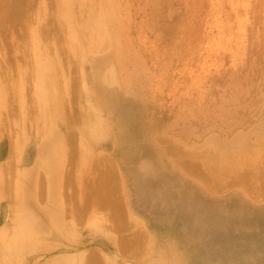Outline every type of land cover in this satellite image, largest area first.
Wrapping results in <instances>:
<instances>
[{"label": "bare ground", "instance_id": "6f19581e", "mask_svg": "<svg viewBox=\"0 0 264 264\" xmlns=\"http://www.w3.org/2000/svg\"><path fill=\"white\" fill-rule=\"evenodd\" d=\"M36 1H37L39 10L31 11V9H32L31 0H0V49L5 50V47L7 48L6 43L9 44L10 42H11V44L16 43L15 47H17L16 49H18L19 45H17V43L21 42L20 45L22 48L20 47L19 50L21 49L20 51H22V55L20 53L18 55L16 54V56H18V58L20 57L22 64L27 63L28 65L25 64L26 67L31 66L33 61L30 60V57H28V54L29 55L32 54V57H34L33 58L34 62L32 64L33 69L30 70L31 67L28 68V70L32 71V72H30L31 76L34 75V77H35V80H31L33 76L30 77L29 71H27V72L25 71V69H27V68L22 67L24 65H22V66L19 65V62H18L19 59L16 56H15V58L12 56L14 58V60L12 59V61H15V59H16V61L18 62L17 63L18 64L17 69H18V73L21 74L19 76H22L24 73H26L27 75H29V76L26 75V77H30L31 79L29 81H27L29 78L27 80H25L23 77V79L25 80V82H24V80L21 79L22 77L16 78L19 76H15L14 78H16V79L13 80V77H11V75H13V72L12 73L10 72L11 75L9 74V78L10 77L12 78V79L10 78V82L12 84L9 82L11 84V88H12L11 90H14V92H16L15 94L18 95V97L17 96H15V97L9 96V94H11L13 96V94H12L13 91L8 93L9 92L8 89H7L8 91L6 90V93H7L9 98L11 97L13 99V98L17 97L16 98L17 100L16 99H13V100L15 103L18 102L17 103L18 105L17 104L14 105V102H12V101H11L12 102L11 103L10 100H12V99L11 98L9 99L8 97H7V99H9V101H6V102H10L12 104V105H8V103H7V105L9 107L14 106L17 108H21V107H18L20 104L21 105L24 104V106L26 105V108L29 107V105L31 106L32 105L31 103L28 104V106H27L26 102H28V100H24L30 94L29 93L27 95L26 91L30 92L31 88L29 89V91L26 90L25 93H23L24 91H22V90H25L24 88H25L26 82H27V84L30 83L31 85H33L34 89L33 88L31 89L32 90L31 95H33V96H31V95L30 96L32 97V101L35 100L36 104H37V105H35V103H34L35 101H33V104H34L33 107L34 106L37 107L39 105L38 107H40V111H41V109L43 110L42 111L43 113L39 111L40 115L44 114L45 118L47 119V123L49 122L48 133H46L47 130L46 131L44 130L45 126L41 123L43 121H41V122L38 121L39 122L38 124L41 123L43 125V127H44L43 129L41 127L42 126L41 124L36 125V126L37 127L40 126V128L39 127L38 128L45 131V132L39 131L40 133L41 132L44 133V134L41 133L42 136L49 137V138H47L48 139L47 141H43L42 144L40 145V147L37 151V157L39 160H41L39 162V164L42 163V165H43V166L39 165V168L42 167L43 170L46 172V174H44V176H46L45 178H46V180L48 179L47 180L48 182L45 181V178L44 179L42 178L44 176L41 174L40 171H39L40 174H38V175L39 176L42 175V177H39V178H42V180H44L46 182V184L48 183V185H46L45 183L44 184L46 185V187L49 186V190L51 192V195H49V199L51 200V202L47 208H39L35 205V200H37V198L39 196H42L43 198L39 197L38 200L42 199L43 200L42 202H44L45 198L47 199V195H46L47 193L44 192L45 196H43V193H42L41 195L39 194L37 197V193L41 189L37 192L38 189L36 190V187L34 186V184H35L34 181H35L36 176H33V168L35 167L36 164L33 166L31 165L32 167H29V168L25 167L29 170L26 169L25 172H23V176H22L23 179L19 178L20 173L17 176L20 179V181L23 180L22 181L23 184L18 180H17V182L19 184L21 183L22 185L20 184V186H18V185H16L17 183L15 184L16 187L18 186V187H20L21 190H23V195L21 197V198H23L22 200L24 201V205L22 203L23 209L21 210L19 207L18 209H20V210L17 212L15 209L18 206L15 205L16 207L14 209L13 208L14 206L12 204L11 205L9 204L10 207H12L10 209H11L12 216L15 217V220L13 219L14 220V221H12L13 223L10 225V227L6 228L5 231L4 230L0 231V264H28L29 260H31L30 259L31 254H33L34 252L36 254L41 249H45L47 243L48 244L50 243V242H47L45 244V240L53 239L55 241L60 242L62 239H65L66 241L68 238L75 239L76 237H79L78 235L75 237V235L78 234L77 231H79L80 236H81V231L79 230L82 227L81 225H79L81 227H79L78 230L75 229L76 228V226H75V228L74 227L70 228L71 229L70 232H68L70 229L68 231H66L67 233H70V235H71L68 237H67V235H65L66 232L63 231L65 227L62 230L60 225H59L60 217L62 215L61 209H62V205H63V204H61V202H63V198H61V195H62L61 192L63 191V187L61 189L62 191H60L59 182L64 181V176H65L64 172L70 170V173H71L72 167L75 168V166H76L75 164H77L72 160L73 158L75 160L77 158H75V157L72 158V156H71L70 160H72L73 163H75V164L71 163L72 166L71 165L69 166V168L71 167V169H68V164L70 163V161L68 162L69 158L67 161L65 158H67L69 155L74 154V152L79 149V151H77V152H79L78 155L76 152H75L76 155H74L77 157L80 154V150H82L81 151L82 155L79 156L80 159H77V161L79 160V162L81 164H84V166L80 165V167H82L83 169L78 168L77 170H75L76 172L79 170L80 171V172L78 171L79 174L74 171V173L77 174L78 176L75 177L76 175L73 173H72V175H74V176H72L71 174H69L67 172H65V173H67V175L69 174L68 176L71 175L72 178L75 177L78 179V177L80 176L79 178H82L81 180H83L85 177L84 175L86 173H88V174H86L87 178L92 177V179H93V181H91L92 179L90 178L89 182L91 181L92 183H94L95 182L94 176H96V179L98 180L97 176H99L100 173L98 174V172H95L94 173L95 175H94V174L90 173L88 170L94 171L95 168L94 169H88V168H90L89 166L92 165L93 162H95L94 165L96 166L103 159V157H104V159L107 158L104 156L105 155L104 154L102 156V159H101V158H99L100 157L99 154L102 151H104L106 148H109V147H111L112 149L115 148L117 150L116 151V154H117L116 159H117V162L121 165L122 172L126 175H129L130 178L133 180L131 182V184H132L131 189L128 191L126 190L125 192L127 193V195H135V197L133 199H130L129 202L127 203V205H128L129 211H130V216L132 218H133V215L138 213L136 215L137 221L135 223L137 224L136 225L137 227L138 226L141 227V228L138 227L139 229H137V228L134 229V230L137 229L138 232H140V234L138 232L133 231L134 237L129 240V238H130V236H129L128 240L125 241V243H124L125 245L122 243V250L125 249L126 252L128 251L127 254L130 256L132 254V251H130L131 252L130 253L129 249H127V248L132 249L135 247L136 250L134 252L139 251V249L137 250L138 247L141 249L144 248V251H145V248H147L146 249L147 250L146 256H145V264H215L210 259V257L207 256V254H211L210 253L211 250L208 251V250H205L203 247L197 248V247L191 246L192 238H193V236H195L194 233H196L193 230V228L195 230L198 229L195 227L197 225L196 223H195L196 225L193 228L191 227V225H192L191 223L193 221L194 214L198 212V209H200V207H198V205H197V203H198L197 200L199 199V197L204 195V191H205L204 189L207 190V186L204 183L196 181L194 179L190 180L184 174V173H186V175L192 174L194 176V175L199 174V172H200L199 171V165H198V163H196V160H195L197 157V153L195 151V146L193 144L188 146L187 144L190 143L189 141H191V140H189L188 138H185V137H164L166 132H163V130H164L163 124L158 126L156 123H154L153 119H150V118L145 117L143 115V110L145 109V107L147 109L148 108L152 109V107L155 109V104H152L151 102H149V100L147 98V93H146V90H147V92L151 93L152 87L147 84L146 90L143 91L142 86L139 83V77H140V73L142 70V64L140 63V59L138 57H136L135 55H133L131 53V51L129 50V48H130L129 45L131 43L132 38H131V35H130L128 29L126 28V24L124 23V21L126 19L124 20V15L122 13V5L123 4L121 3V1L120 0H56L55 3L57 5V8H56L55 4H54L55 7H53V3H52V5H50V4L47 5L42 0H36ZM126 23H127V21H126ZM33 24H35V25H33ZM64 25H66L67 27H65ZM63 26H64V28H63ZM56 34H59L58 35L59 37H57L56 40L60 41V39H61L60 44L66 43L68 45V47H70V49H68V48L67 49L70 50V52L73 55H75L76 58L80 62L79 66H81V77H79V75H75V77H76V79H78V78L81 79V81L79 82L81 84H78V82H76V80H74V82H73V79H72V78H74V75H73L71 77L72 82L71 81L70 82L74 83L73 84L74 86L71 85V86H73V87H71V90L73 92H75V90L76 91L79 90V87H80V90L82 89V87H84V89L81 91L82 92L84 91V93L86 92V97H87V99H89V104H86V106H88L90 108V110H88V114L86 112H85L86 114L84 112H82L84 110L86 111V109L82 110L81 105H83V104L80 102H79L80 103L79 109H81V110L78 109V106H77L78 103H77V105L73 106V108L76 106L77 108L76 107L75 108L77 110H75V112L72 113V110H71L72 104L71 103H74V102L70 99V97L67 96L69 94V90H70V89H68V87L71 84V83H68L69 82L68 81L69 76H71L69 73L71 71H69V70L66 71V69H68L67 64H66V63H68V61L67 62H65L66 60L64 61V56L62 58L61 51H59L58 49H55L56 47H52L50 45L53 42L51 40L55 38ZM27 39H29V41H30V46H28L29 43L27 44V42H28ZM26 40H27V42L24 44V42ZM44 41L47 42V44H44ZM26 44L28 47H26ZM22 45L25 47L23 48ZM52 45L55 46V43H52ZM47 46L50 50H48V48H45ZM9 47H10V49L11 48L14 49V47L10 44H9L8 48ZM28 48H29V50H28ZM30 49H31L32 53L30 52ZM64 49H65V47H64ZM64 49H62V51ZM19 50H16V51L19 52ZM6 53L7 52H5L3 54V52H2L3 55H2V57L0 56L1 57L0 69L1 70L4 69V72L9 71V69H10L9 66L5 64L6 62H9V56ZM66 53H64V51L62 52V54H66ZM89 53L92 54V57L90 58V56H89V58H85V56H87V54L89 55ZM12 57L10 56V58H12ZM27 57L30 61L29 63H31L30 65L28 63ZM12 63H16V62H12ZM79 71H80V69L78 70V72ZM2 75H6V74L2 73L1 76ZM67 75H69V76H67ZM59 76H61L60 79L64 80V81L60 80L62 82L61 84L63 85V87L61 86V89L63 88L62 90L65 93L66 92L68 93V94H65V97L67 96L66 98H69V100H70V101L68 100L69 103H67V100H65V97L63 96L64 102L66 101L64 104L65 105H66V103L68 105L70 104L67 108V109L70 108L69 110H67L66 109L67 106L64 105L65 106L64 109L66 111H68V113L71 110V115L69 113V115L67 117H66L67 113H65L66 111L63 112L64 113L63 117H62V115H60V108H61L62 103H61V99H60L59 86H58V82H57V77H59ZM6 77H8V76L6 75ZM6 77L5 78L2 77V78L7 79L6 81H8V78H6ZM34 77H33V79H34ZM71 79H69V80H71ZM79 79H78V81H79ZM33 82H34V84H32ZM65 83H67V85ZM30 84L28 86H30ZM80 92H78V93H80ZM84 93L82 95H85ZM34 94H35V97H34ZM4 95H5L4 94V86L0 82V107L3 106ZM82 95H80V97L78 95V98L80 99V101L83 99L81 97ZM76 96H74V95L72 96L74 98L73 99L74 101L76 99ZM28 97H27V99L30 98V97L29 98ZM79 99H77V101ZM81 102H83V101H81ZM83 106H84V108H88V107H85V104ZM3 107L1 108V110L3 109ZM9 107H5L6 112L9 109ZM38 107H37V109H38ZM13 108L12 109L10 108L8 112L11 113ZM32 109L33 108H31V110ZM34 109H33V111H34ZM186 109L187 108H185V110ZM1 110H0V112L2 113ZM15 110H17V112ZM19 110H21V112H22L24 110L23 106L21 109L14 108L15 112L13 111V113L14 114L18 113L17 115L20 116ZM1 113H0V117H1ZM9 113H6V114L9 115ZM39 113H37V111H36V114H33V113L32 114H33V116L37 115L38 117H40V115H38ZM89 113L91 115H89ZM185 113H187V111H185ZM4 114L5 113H3L2 115L4 116ZM29 114L30 115L28 116V113L27 114L25 113V115H27L28 118L32 117L31 116L32 114L31 113H29ZM17 115H14L16 117H14L12 115L11 116L14 119H16V118H19V116H17ZM25 115L22 114L21 116L25 117ZM186 115H185V118L181 121V127L179 126V129L180 128L185 129L188 125L189 126L187 128H190L191 126H193L195 124V121H194L195 119H192L193 118V112L191 113V118L189 117L188 113ZM100 116H102L107 121L106 127H104L105 124H103V123H105V122H103V119ZM5 117H7V116L5 115ZM22 117H21V119H20L21 121H19L20 123L18 125H21V127H22L21 123L25 121L24 122L25 126H27V127L30 126L29 128H31V129L34 128V126H35L34 124H33L34 126H32V123H31V125H26V124H27V122L29 124L30 121L33 122L32 119H35L36 116H35V118L32 117L30 121H27V117H25L26 118L25 120ZM41 117L43 118V116H41ZM13 118L10 117V119L12 120L11 122L13 123V125L14 124L17 125V121H14ZM42 118H41V120L44 119V118L43 119ZM58 118H62L63 120H65V124L66 125L68 124V126L70 124H72V126L76 125V123H77L76 121L78 120V118H79V121H78L79 125H80L79 122H82V120H84V119L87 120L88 122L89 121L91 122V123L89 122V124L87 122L88 132H85V134L87 133L86 141H84L82 143V146L78 145V149H73L74 152H72V149H71L72 153H70L67 150L65 152V149H63V147L67 146L68 142L70 144V141H71V143H72V141L74 142V140H70L69 137H73V135H74L73 132L76 133V131L70 130L73 132H71L70 134L67 133V135H69V136L66 137L70 141H67L66 138H63V141L66 140L65 143L63 142L65 144V146L63 144H61L62 141L60 142V140L57 139V137H60V133H59V130L57 128L58 127V125H57L58 124ZM87 118L90 120H88ZM135 118H136V121L134 120ZM10 119L8 121V125L11 123ZM37 119H35V121H34L35 124L37 123L36 122ZM3 124L5 125V123H3ZM177 124H179V122ZM24 125H23V128H24ZM83 125H84V123H83ZM46 126L48 127V125H46ZM17 127L12 128L11 131H13V129L15 130V128H16L17 130L15 132H17L21 128L20 127L18 129ZM114 127H117L116 128L117 130H114V132H113L111 128H114ZM4 128L5 127H2V129L0 128L1 129L0 131L5 130ZM23 128L20 130L25 131V128L24 129ZM34 129H36V127ZM5 132L11 133L10 131L9 132L7 131V127H6ZM21 132H19V133L25 134L24 132H22V133ZM156 132H158L159 134ZM72 133H73V135H72ZM15 134L13 131V134L11 136H13ZM20 134L18 135V138H15V139H17V141H15V143L17 145H18V142L22 140V139H20ZM38 134L39 133L37 132V135ZM149 134H154L156 136L155 137L156 140H151L150 138H148L143 147H138L135 145V146H131V147L126 148V144H130L131 142H133L136 137L147 136ZM2 135H3V133H2ZM2 135H0V136H2ZM32 135H34V134L32 133ZM8 136H10V135L8 134ZM11 136H10V138H11ZM177 136H178V134H177ZM181 136H183V135H181ZM23 137H21V138H23ZM75 137L76 136H74L73 138H75ZM10 138H9V141H10L9 143H12L11 141H13L15 139L11 138V140H10ZM83 138H85V136ZM191 138H193V137H191ZM181 139H184L186 141L185 145L181 143V141H180ZM40 140L41 139H39V141ZM39 141H37V142H39ZM13 144H14V141L11 144V146H13ZM69 144H68V149L70 147ZM25 145H26V142L20 143L21 148H22V146L24 147ZM20 146H19V148H20ZM80 147H81V149H80ZM218 149L221 152V154L224 155V156H222V160H223L222 163H226V160L228 159L229 154H232L231 152H233V151L243 152L246 150V148L241 146L239 148L234 147V149H231V147H230V151H229V149L227 148L226 145H218ZM15 150H17V149L15 148ZM67 152H69V153H67ZM3 153H4V151H3ZM3 153L1 154V156L4 155ZM18 154H15L14 156L10 155V157L12 156V158L16 159V157L17 158L20 157ZM96 154H97V158L101 159L99 162H96V160H98V159H96ZM16 155H18V156H16ZM225 156L227 157V159ZM64 159L66 161V164L67 163L68 164H67V167L65 166L67 168V170H66V168H64L65 171L62 174L63 170H61V169H63L62 165H64ZM110 159H111V157H110ZM110 159L109 160L107 159L108 162L110 161V164L105 166V168L106 167L107 168L112 167L111 163H113L112 162L113 159H112V161ZM12 160H14V159H12ZM9 161L6 162V163H8V166L5 163L6 167L11 166L12 168H10V167H9L10 169L6 168L5 166H3L4 163L1 162L0 171L2 170L1 169L2 166L4 167L3 170L7 171L5 173H8L9 175H10L9 170H12L11 171L12 174L10 175V177H11L14 174L13 171H15V169H13V168H16V167H15V165H14V167L12 166L15 163V161H14V163H12V165H10ZM105 161H103V162L105 163ZM87 162H89V166L87 165ZM90 162H91V164H90ZM108 162L106 164H108ZM104 163L101 162V165L99 163L100 167L98 168L97 166H99V165H97L96 168L98 170L96 169L95 171H99L101 168V170L99 172H102L103 175L105 174L107 176V174L108 175L110 174V173L106 174L107 169H105L106 172L104 170L105 173H103V171H102V168L104 169V167H103ZM18 164L21 165V163H19V161H18ZM246 165H249V164L246 162L245 164H242L241 166H236L233 169H231L228 173V178H231L230 181L235 180L236 182L235 183L233 182V184H241V189H240L241 191L244 190V188H242V187H245L244 185H246L247 187H257V188L263 187V185H264V166L258 167V166H256L258 164H254L255 166H247L246 167ZM77 167H78V165L76 166V168ZM84 167L87 170L86 173L84 172V171H86L84 169ZM18 168L19 167H17V171H20L19 169L21 167L19 169ZM92 168H93V166H92ZM113 168L117 172V169L115 168V166ZM113 168L108 169V171H110V170L114 171ZM24 169L22 167L21 170H24ZM44 171H42V172H44ZM60 171H61V173H60ZM82 171L84 174H82L83 176L81 177ZM59 174H61L60 177H59ZM111 174H113V177L117 176V175H115L116 173L111 172ZM5 175L6 176L3 178H5V182H6V181H8L7 179H9V177L7 176V174H5ZM15 175H17V174H15ZM91 175H94V176H91ZM105 175H104V177H106ZM0 176H2V174ZM62 176H63V181H59L60 180L59 178H61ZM198 176L200 177V175H197L196 178ZM6 177H8V178H6ZM17 177H16V179H18ZM65 177H66L65 179L67 180L68 184L69 185L71 184V187L74 186V185H72L73 184L72 182H74L76 185H78L77 182L79 184L85 183L84 182L85 179L83 182L79 181V179L78 180L76 179L77 182H75L76 180L74 179L75 181L73 180L71 183H69V181H71L70 180L71 177H69V181H68L67 176H65ZM111 177L112 176H110L108 178L111 179ZM12 178H14V177L12 176L10 178V180H9L10 184L15 182V179H12ZM37 178H38V176H37ZM108 178H107V183H106V179L104 178L105 179L104 180V179H102V177L100 178V179H102L100 182L96 181L97 184H96V182H95V184H92V183L90 184L89 182H87V183H89L88 187H90L88 189H89V191H92V194H90L91 192L88 194L85 193L86 191H88V189H86L87 188L86 185H88L87 183L84 184L86 187L81 184L82 186L80 185L81 186L80 187L78 185L79 187L76 186L77 187V189H76V187L74 186L75 187V188H73L74 191L77 190L79 192V188H80L81 193H78L75 191V193L76 194L78 193V195H75L73 190H71L72 193H74V195H73L70 191H68L69 189L67 190L68 186H66L65 190L70 192L72 195L69 196L70 201L67 202L68 207L65 204H64L65 206L63 205L65 208V210L63 208V210L65 211V213H63V214L65 215V217L71 218L69 223H66V221H65V226H67V224H69L68 226L70 227V223L72 224V226L75 224L77 225V223H78L77 221H75L73 223V221L76 219L79 221L80 224L82 222H84V223L86 222L84 220H87L88 217H86L87 218L86 219L84 217L86 215V212H85V214L83 212L86 210L88 211L90 206H92V208L90 210L93 209L96 212L99 211V210L97 211L96 208H101V209L106 208V210H107L108 206H109L111 209L110 208L108 209L109 211H107V214H106L107 218H106V215L104 218V219H108L107 223L108 222L109 223L107 224L104 222L107 225H105L103 223L104 226H108V225L109 226L105 227L107 231L105 230L104 232L103 231L102 232H103L104 237L107 240V242H109L111 244V243H113L114 239L117 240L115 238L116 233H114V232H116L118 229L123 230V226L120 224L121 223L120 222V216H122L124 219L125 217L122 214H123V212H124V214H126L125 212L127 210H125L126 206H125V208H121L118 206L119 203L122 204V201L117 200L118 201V204H117L116 199L109 197L110 196L109 193H108L109 195H107L108 191H105V190L106 189L108 190L109 188L105 187V184L106 185L107 184H109V185L114 184V182L112 184H110V181H112V180H110L108 182ZM115 178L116 177H114L113 179L115 180ZM228 178H227L226 182L229 183ZM11 179H12V181L13 180L14 181L12 182ZM38 180H39V182L42 181L40 179H38ZM211 180L212 179H209L208 181L205 180V181H207L209 183V182H211ZM169 181H170V183H175L176 187H178V189L180 191V194H181L180 199L181 200H178V201L184 200L183 204H178V212L177 211L176 212H177L179 217H177L175 219L172 216V214H173L172 206H170V205L168 206L167 204L160 211V213L156 216H152V215L148 216L147 213H143V212H139V211L134 212V213L132 212L135 210L134 208L136 207V205L141 204L142 202L147 200L150 196H154L153 198L154 199L157 198L159 203L162 204L164 202V195L166 193V189L168 188L167 185H169L168 184ZM8 183L9 182H7V184ZM41 183L42 182H40V184ZM64 183H66V181H64ZM7 184L5 183L6 186H7ZM44 184H41V185H44ZM60 184H61V186H63V183H60ZM66 184H64V186ZM11 185L12 186H10V185L7 186L9 188H7L6 186H3V190H5L7 188L8 190H6V191L9 192V190L11 189L10 187H13V184H11ZM38 185L39 184H37V186ZM208 185L211 186L212 184L209 183ZM92 186H94V187H92ZM113 186H112V189H113ZM71 187L69 186L70 189H72ZM37 188H40V186ZM114 188H118V186L114 187ZM13 189H11V190H13ZM18 189L16 190L17 192L15 191L16 193L13 191L10 192V193H12V195H13V193L16 195V197H15V195L13 196V200L16 199L17 197L21 196V195L18 196V193H20L19 192L20 190L18 191ZM174 189H173V191H174ZM120 190H121V188H120ZM112 191H114V189ZM118 191H115L116 192L114 194L115 196H117L116 194L119 193ZM122 191H124L123 188H122ZM68 192H66V193H68ZM68 194H66V195H68ZM79 194H81V198L79 199V201H81L80 203L78 202V198L80 197ZM7 195H4V196H7ZM222 195L223 196L221 198L220 197L213 198V196H211L207 200L208 203H206V204L208 206L207 210L209 212L208 213L209 217L210 216L212 217L213 214L211 215L210 211L214 212L216 209L215 207H221V206H226V205L230 207L229 211L231 212V214H235V215L243 216V217L254 214L259 218L264 217V210L255 209V207H254L256 205H259V203L255 204L256 202L254 200H252L250 197H248L247 195L242 194L239 191L228 192V193H225ZM224 196H226V197H224ZM66 197H68V196H66ZM89 197H92V198H89ZM121 197H123V199L126 198L123 195ZM6 198H7L6 200H8V199L11 200V197L8 198V196H7ZM75 198H77L76 200L79 204L76 203ZM61 199H62V201H61ZM0 200H1V197H0ZM13 200H11V202ZM72 200L75 201V203L72 202ZM18 202H20V200ZM186 202L191 207V209L190 208L187 209L188 205H185V204H187ZM39 203H40V200H39ZM43 204L44 203H42V206H43ZM123 204L126 205L125 202H123ZM145 204H146V202H145ZM253 204H255V205L253 206ZM0 206L2 207L1 203H0ZM118 207L120 208V210ZM154 207H156V206H154ZM5 209H6V206L4 207V210H3L4 214H3V212H2V214H3V216L7 217V214H6L7 209L6 210ZM101 209H100V211H102ZM117 210L119 211V214H120V211L123 210V211H121L122 214L119 215V218L117 217L118 216ZM154 210H155V208H154ZM15 211H16V213H15L16 216L13 215V213ZM103 212H105V211H103ZM17 213H19V214H17ZM89 214H87V215H89ZM94 214H95V216L93 215V213H91L89 217L91 219H93L92 217L94 216V218H95L96 213H94ZM98 214H100V213H98ZM102 214H104V213H102ZM177 214H175V215H177ZM91 215H93V216L91 217ZM1 216L2 215L0 213V217ZM103 216L104 215H102V217ZM79 217H81V219ZM82 217H83V219L84 218L85 219L83 220ZM90 218H89V220H90ZM95 219H97V221L94 219H93V221L98 222V223H100V225H102L101 221H98V218H95ZM99 219H101V216H99ZM66 220L68 221L69 219L66 218ZM101 220H103V218ZM93 221L92 220L89 221L90 225H91V223L92 224L95 223ZM103 221H105V220H103ZM98 223H95V227H96L97 232L100 233V231L102 229H104V226L101 227ZM129 223H131V222H129ZM87 225H88V222H87ZM83 226H85V224ZM93 226L91 225V229ZM257 226L260 227L258 224H257ZM95 227H93V229H95ZM77 228H78V226H77ZM83 228L84 227H82V231H83ZM93 229L91 231H93ZM126 229H127V226H126ZM96 230H94L93 232H96ZM121 230H118V231L120 232ZM260 230H261V232L258 233V236L264 237V227H262V228L260 227ZM111 231H113V233ZM141 231L143 232V234L141 233ZM64 232H65V234H64ZM97 232H96V234H97ZM122 232L123 231H121V233ZM118 235H119V233L117 234V237L119 240L121 235L120 236H118ZM129 235L132 236V234H129ZM89 236H90L89 234H88V236L85 235V237L82 235L81 238H79V239L76 238L73 241L68 239L69 241H72V242H71L70 246H69V244L62 245V249H60V250H64V251L62 252V255L60 253V255H61L60 257L57 256L59 259L57 264H98V262H99V261H97L98 255L97 256L94 255V251H95L94 248H91L89 250L87 249L88 251L85 250L86 253L84 252V250H80V248H82L86 245H91L93 243L94 244L95 243L101 244L104 242L106 243V241L103 239L102 240L92 239ZM127 236H128V233H127ZM127 236H126V238H127ZM140 237H141V239H144V240H142L143 242L141 241L142 244H144V242L146 241L147 245L141 246L139 244ZM74 241H76V242H74ZM119 244L120 243H117V246H121V244L120 245ZM50 245H47V248H49L48 246H50ZM136 245H138V246L136 247ZM59 246H61V244ZM98 248L99 247H97L96 250ZM49 249H51V252H52L53 251L52 249H54V248L51 245V247ZM73 250H74V252H71ZM98 250H101V249L99 248ZM98 250H97V252H98ZM101 251H99V253ZM125 251L124 252L121 251V252L124 254ZM44 252H47V251L45 250ZM69 252H71V253H69ZM102 252H101V254H102ZM140 252H142V251H139V253ZM119 253H120V251H119ZM44 254H46V253H44ZM128 255L126 257H128ZM141 255H142V253H141ZM39 256H36V258H38ZM94 256H96V257H94ZM99 256H100V254H99ZM103 256L104 255L102 254V262H104ZM115 256H117V255H115ZM124 256H125V254H124ZM132 256L137 257L135 255H132ZM46 257H48V256H46ZM119 257H121V256H119ZM143 257H142V259H143ZM104 258H105V256H104ZM52 259L54 260V259H56V257L54 256ZM128 259H130V258L128 257ZM134 259L137 260L138 257H137V259L136 258H134ZM142 259H140V260H142ZM100 261H101V256H100ZM107 261L108 260L106 259V262ZM54 262H55V260H54ZM102 262H99V263L102 264ZM118 262H120V261H118ZM118 262H117V264H118ZM122 262L123 261H121L120 264ZM36 263H39V262H36ZM115 263H116V261H115ZM126 263L127 262H125V264ZM222 263L223 264H264V248L261 251L244 252L239 261L224 260ZM40 264H42V263H40ZM107 264H111V263H107Z\"/></svg>", "mask_w": 264, "mask_h": 264}, {"label": "rangeland", "instance_id": "374dc122", "mask_svg": "<svg viewBox=\"0 0 264 264\" xmlns=\"http://www.w3.org/2000/svg\"><path fill=\"white\" fill-rule=\"evenodd\" d=\"M42 1L45 2L47 5L48 4L52 5V3H53V7H55L54 4L56 5V3H55L56 0H42ZM120 1L123 4L122 5V13L124 15V20L126 19L124 21V23L126 24V28L128 29V31L131 35V38H132L131 43L129 45V47H130L129 50L131 51V53L133 55H135L136 57H138L140 59V63L142 64V70H141L140 77H139V83L142 86L143 91L146 90L147 84L152 87L151 93L147 92V90H146V93H147V98H148L149 102H151L152 104H155V109L153 107H152V109H150V108L147 109L145 107V109L143 110V115L145 117L153 119L154 123H156L158 126L163 124V129H164L163 132H166L164 137H185V138H188L189 140H191V141H189L190 143H188L187 145L189 146V145L193 144L195 146V151H196L197 157H198V158L196 157L195 160H196V163H198V165H199V171H200L199 174H197V175H200V177L198 176L196 178L197 175H194L195 176L194 177L192 174H190V175H188V174L186 175V173H184V174L190 180L194 179L196 181L204 183L207 186V190L204 189L205 190L204 195L199 197V199L197 200V202H198L197 205H198V207H200V209H198V212L194 214L193 221L191 223L192 224L191 227L193 228L197 224L195 227L198 229L195 230L193 228V230L196 233L193 232L195 234V236H193V238L195 240L192 238L191 246L197 247V248L203 247L205 250H208V251L211 250V252H210L211 254H207V256L210 257V259L215 264H223L222 262L224 260L239 261L244 252L261 251L264 248V237L258 236V233L261 232L260 227L261 228L264 227L263 226L264 225V217L259 218L254 214L249 215V216H244V217L238 216L235 214H231V212L229 211L230 207L227 205L221 206V207H215L216 209L214 212L209 210L211 212L210 214L211 215L213 214L212 217L211 216L209 217V214H208L209 212L207 210L208 206L206 203H208L207 200L211 196H213V198H217V197L221 198L223 196L222 194H225L228 192H233V191H239L242 194H245L248 197H250L252 200H254L256 202L255 204L259 203V205H256V206H254L255 204H253L255 209L264 210V185L261 188H257V187H247L246 185L243 184L245 187H242V188H244V190L241 191L240 190L241 184H233V182L235 183L236 181L235 180L230 181L231 178H228V173L231 169H233L236 166H241L242 164H245L246 162L249 164V165H246V167L247 166H255L254 164H258V165H256L258 167L264 166V0H120ZM31 7H32L31 11L39 10L36 0H31ZM56 8H57V5H56ZM126 21H127V23H126ZM35 24H33V25H35ZM64 26L67 27L66 25H64ZM64 26H63V28H64ZM58 35L59 34H56L55 38L51 40V41H53L52 43H55V46H53L52 43L50 45L52 47H56L55 49H58L59 51H61V56H62V58L64 56V61L65 60H66L65 62L68 61V63H66L67 67H68V69H66V71L67 70L71 71L69 73L71 76L67 75V76H69V79H71V77L74 75L75 79L72 78L73 82H74V80H76V82H78V84H81V83H79L81 81V79L78 78L79 79V81H78V79H76V77H75V75H79V77H81V66H79L80 62L76 58V56L73 55L70 52V50H68V49H70V47H68V45L66 43L60 44L61 39H60V41L56 40L57 37H59ZM27 40H28V42H27ZM27 40L24 42V44L27 42V44L29 43L28 46H30V41H29V39H27ZM9 44L12 45L15 50L12 48L10 49L11 46L8 48ZM9 44L6 43L7 48L5 47V50L0 49V56L1 57L5 52H7L6 54H8V56H9V62H6L5 64L8 65L10 68L9 71H7V72H4V69H2V70L0 69V82L4 86V94H5L4 95V103H3L4 107L2 106L3 107L2 110H1L2 107H0V110L2 111V113L0 112L1 117H2V118L0 117L1 118L0 119V126L2 125L0 128L2 129V127H5L4 128L5 130L0 131L1 132L0 135H2V133H3V135L0 136V149H1L0 150V164H1V162H3L4 163L3 166L6 167V164L8 166V163H6V162H8L10 160L9 163H10V165H12V163H14V161H15L16 164L14 163L12 165L13 167H14V165L16 167V168H13V169H15V171H13L14 174L12 175L14 177L12 179H15V182H13L14 180L12 181V179H11V181L13 182V183H11V184H13V187H10L11 189L14 188L15 190L10 189L9 192L6 191V190H8L7 188H9V187H7L8 185L12 186L10 184V181H9L10 178L12 177V176L10 177V175L12 174V172H11L12 170H9V169L12 167L11 166H9L10 168L6 167V168H9L8 169L10 171V175H9L8 173H5L7 171H4L3 170L4 167L2 166L1 169L4 172L2 170L0 171L1 172L0 175L2 174V176H0V197H1L0 203L2 204V207L0 206L1 207L0 213L2 215L0 217V231H2V230L5 231V229L10 227V225L13 223L12 221L15 220V217L12 216V213H11V209H10V208H12V207H10L11 204L14 206L13 207L14 209L16 206H18L15 209L17 212L20 209L21 210L23 209L22 206L24 205V201L22 200L23 198H21L23 195V190H21L20 187H18V186H20V184L23 181V180L20 181V179H23V177H22L23 172H25V170L27 169L25 167L29 168V167H32L33 165L36 164L35 167L33 168V176H36L35 181H34V183H35L34 186L36 187V190L38 189L37 192L41 189L37 193V197L39 194L41 195L43 193V196H45L44 192L47 193L46 194L47 199L44 197L45 198L44 202H42L43 201L42 199H39L40 200V203H39L38 198L42 197V196H39L37 198V200H35V205L39 208H47L51 202V200L49 199V195H51V192L49 190V186H47L48 188L46 187V185H48V183L46 184V182H48L47 181L48 179L46 180V178H45L46 176H44V174H46V172L43 170L42 167L39 168V165L41 166L42 163L39 164V162L41 160H39L37 157V151H38L40 145L42 144L43 141H47L48 140L47 138H49V137L42 136V134H44L43 132H45L46 130H47L46 133H48L49 122L47 123V119L45 118L44 114L40 115V113H39L40 107H38L39 105L37 106L38 109L36 106L33 107V105H34L33 101H35V100L32 101V97H31V96H33V95H31V91H32L31 89L33 88V85H31L28 82L30 84V86H28L29 84H27V82H26L25 88H24L25 90H22V91H24L23 93H25L26 90L29 91V89L31 88L30 92L26 91L27 95L30 93L28 95L30 98L28 96L27 97L29 99H27V97L26 98L24 97L25 98L24 100H28V102H26L27 106L30 103L32 104L31 106L29 105L30 108L29 107L26 108V105L24 106V104L23 105L20 104L18 107L22 108V106H23L24 112L23 111L21 112V110H19L20 111V112L18 111L20 113V116H19V115H17L18 113L14 114L13 111H14V108H16V109H21V108H17L14 106H13L14 107L13 108L12 106H10V107L8 106V105H12L11 103L14 102L13 99H16L18 97V95L15 94L16 92H14V90H11L12 89L11 88L12 83L10 82V78L13 77V80H14V79L20 78V77H22L21 79H23V77H24L25 80H27L29 78L27 80V81H29L31 79L30 77H32V76L34 77V75L31 76V73H30V72H32L30 70L33 69L32 64L34 62V59H33L34 57H32V54L31 55L28 54V57H30V60L33 62H32V64L29 63L30 61L27 57L28 63H29V65L31 64V66L26 67L25 64L26 65H28V64L27 63L22 64L20 57L18 58V56H16V54L18 55L20 53L22 55V51H20L21 49L19 50V48L21 47V45H20L21 42L17 43V45H19L18 49H16L17 47H15L16 43L11 44V42H10ZM27 44H26V47H28ZM44 44H47V42L44 41ZM24 47L25 46H23V48ZM64 47H65V49H64ZM45 48H48V46ZM62 49H64L63 50L64 53H66V52L67 53L62 54V52H63ZM16 50H19V52ZM28 50H29V48H28ZM48 50H50V49L48 48ZM2 52H3V54H2ZM30 52H31V49H30ZM10 56L11 57L13 56L14 58L16 56L19 59L18 60L19 65H21V66L24 65L22 67L27 68V69H25V71L26 72L29 71L30 77H26V75H27L26 73H24L22 76H19L21 74L18 73V69H17V66H18L17 63L18 62L16 61V59H15V61H12V59L14 60V58L13 57L10 58ZM89 56L91 58L92 54H90V53H89V55L87 54V56H85V58H89ZM1 57H0V59H1ZM12 62H16V63H12ZM30 67H31V69L28 70V68H30ZM79 69H80V71L78 72ZM10 72L11 73L13 72V75H11ZM2 73L3 74L5 73L8 77H6V75L1 76ZM9 74L11 75L10 78H9ZM4 76L6 78H8V81H6L7 79H3V78H5ZM15 76H19V77L14 78ZM27 76H29V75H27ZM33 77L31 80H35V77H34V79H33ZM60 77L61 76L57 77V82H58L59 92H60V99H61V103H62L61 108H60V115H62V117H63V115H64L63 112L66 111L64 109L65 106H67L66 107V109H67L68 106L70 105V104L69 105L67 104L70 101L69 98H66L67 96L70 97V99L74 102V103H71L72 104V107H71L72 113H74L75 110H77L76 106H75L76 108L75 107L73 108V106L77 105V103H78V105H77L78 109H79L80 103H82L83 105L85 104V107H88V106H86V104H89V99H87V97H86V92L84 93V91L83 92L81 91L84 89V87H82L81 90L79 87V90L81 92L79 90H77V91L75 90V92H73L71 90V87L74 86L73 85L74 83H71L72 79L69 80L67 78L69 81L68 83H71V84L68 87V89H70L69 94L67 92L65 93L62 90L63 88L61 89V86L63 87V85L61 84L62 82L60 80H62V79H60ZM25 80H24V82H25ZM62 81H64V80H62ZM32 84H34V82ZM65 84L67 85V83H65ZM71 85H73V86H71ZM7 89L9 90L8 93L13 91L12 92L13 96L11 94H9V96H11V97L17 96L16 98H13V99L10 97L12 99V100H10V102L12 101L11 103L6 102V101H9V99H10L6 93ZM78 92H80V93H78ZM83 93L85 95H82ZM65 94H68V95L65 97ZM73 95L74 96L77 95L75 101L73 100L74 99L72 97ZM78 95H79V97H80V95H82L81 97L83 99L81 101H83V102L80 101V99L78 98ZM63 96L65 97V100H67L66 105L64 104L66 101L64 102ZM7 97L9 99H7ZM34 97H35V94H34ZM77 99H79V100L77 101ZM7 103H8V105H7ZM17 103L14 102V105ZM34 103H35V105H37L36 101ZM83 105H81L82 107L81 106L80 107L82 108V110L86 109V111L84 110L82 112H84V113L86 112L88 114V110H90V108L89 107L84 108ZM5 107H9V109L13 108L12 112L9 113L8 108H7L8 110L6 112ZM31 108H33V109L35 108L34 111H33V109L31 110ZM185 108H187V109L185 110ZM69 109H67V110H69ZM71 110L69 111L70 115H71ZM79 110H81V109H79ZM15 111L17 112V110H15ZM36 111H37V113H39L38 115H40V117L35 115L36 116V118H35V116H33V114H36ZM42 111L43 110L41 109L40 112H42ZM185 111H187L190 118H191V113L193 112V118L192 119H195L194 120L195 124L193 126H191L190 128H187L189 126L188 125L186 127L188 130L186 128H185L186 130L181 129V128L179 129V126L181 127V121L185 118V115L187 114V113H185ZM3 113H5L4 116L2 115ZM6 113H9V115L11 114L12 116L17 115V116H19V118L14 119L11 115L9 116ZM25 113L26 114L28 113V116L30 115L29 113H31V114L33 113L31 116L34 117L35 119L38 118L36 121L37 123L35 124V122H34L35 119H32V121L34 123L31 122L30 120L32 117L28 118V116L25 115ZM65 113H67L66 114V117H67L69 115L68 111H66ZM22 114L25 115V117H27V121H30V123L28 124V122H27L26 125H31V123H32V126L35 125L34 128L36 127V129L32 128L34 131L31 128H29L30 126L27 127L24 125L25 124L24 120L26 118L22 117L21 116ZM5 115L7 117H5ZM89 115H91V114L89 113ZM41 116H43L44 119ZM10 117L13 118L14 121H17V125L16 124L13 125ZM14 117H16V116H14ZM21 117L24 118V120H23L24 122L21 123L22 127H21V125H18L20 123L19 121H21L20 120ZM100 117L103 119V122H105L103 124H105L104 127H106L107 121L102 116H100ZM41 118L43 120H41ZM9 119H10L11 123L8 125ZM62 120H63L62 118H58V124H57L58 127L57 128L59 130L60 137H57V139H59L60 142L62 141L61 144H63L64 146H65L64 143L66 140L67 141L74 140V142L72 141V143L70 141V144L68 142V144L70 146L69 149H68L67 143H66L67 146L63 147V149H65V152L67 150L70 153H72V152H74L73 149H78V145L82 146V143L84 141H86L87 133L85 134V132H88V130H87V128H88L87 122L88 121L85 119L84 120L81 119L82 122L84 121L83 122L84 125L82 122H79L80 123V125H79L78 124L79 118H78V120L76 121L77 123L75 122L76 125L72 126V124H70L68 126V124L67 125L65 124V120H63V121ZM88 120H90V119H88ZM134 120L136 121V118ZM38 121H40V122L43 121L41 123L45 126V128L43 127V125L41 123L40 124L42 125L41 126L42 129L44 128L45 131L42 129H39L40 126H38L39 128L36 126V125H40V124H38L39 123ZM89 122H88V124H89ZM178 122H179V124H177ZM3 123H5V125ZM23 125L25 128V131L20 130L23 128ZM46 125H48V127ZM6 127H7V131L8 132L10 131L11 133L5 132ZM14 127H17L18 129L21 127L18 131L19 132L22 131L25 134H20L18 131L15 132L17 130L15 128V130L13 129V131H14V134L15 133L16 134L13 135L14 137L11 136L13 134V131H11V130ZM116 128L117 127H114L111 129L114 132V130H117ZM70 130L76 131L77 134L73 131H70ZM39 131H43V132H41L42 134ZM37 132L39 133L38 135H37ZM71 132L74 133V135L72 133L73 137L74 136H76V137L75 138L69 137V139H70L69 140L66 137L69 136V135H67V133L70 134ZM32 133L34 135H32ZM156 133H158V132H156ZM8 134L11 136L12 139L18 138V135L20 134V139H22L21 140L22 142L19 141L18 145H17L15 143V141H17V139H15V140H13L14 141L13 146H11L13 141H11L12 143H9L10 142L9 141L10 136H8ZM82 134L83 135L85 134L84 135L85 138H83L84 136ZM177 134H178V136H177ZM180 134L183 136H181ZM21 137H23V138H21ZM155 137L156 136L154 134L136 137L133 142H131L130 144H126V148L131 147V146H135V145L138 147H143L148 138H150L151 140H156ZM191 137H193L194 139ZM11 138H10V140H11ZM63 138H66V140L64 139L65 141H63ZM39 139H41V140L39 141ZM37 141H39V142H37ZM180 141L182 144L185 145L186 141L184 139H181ZM25 142H26V145L24 147L22 146V148H23L22 149L20 146V143H25ZM218 145H226L227 148L229 149V151H230V147H231V149H234V147L239 148L241 146L246 148V150L243 152H239V151L231 152L232 154H229L228 159L225 156L227 159L226 163H222V161H223L222 156H224V155L221 154V152L219 151ZM19 146H20V148H19ZM15 148L17 150H15ZM71 149H72V152H71ZM80 149H81V147H80ZM3 151H4V153H3ZM77 151H79V149ZM77 151H75V152L78 155L79 152H77ZM81 151L82 150H80L79 156L82 155ZM116 151L117 150L115 148L114 149H112L111 147L106 148L104 151L101 152L102 154L101 153L99 154L100 157L98 156L99 158L102 159V156L105 154L104 156L107 158L104 159V157H103L102 160L97 158V154H96V159H98V160H96V162H99L101 160L99 162L100 165H101V162L104 163L103 161L106 160L104 163V166H103L104 169L102 168L103 173L106 172L105 169H107L106 174L107 173L111 174V172L116 173L115 175H117V176H114V177H116L115 180L113 179L114 178L113 174H111V175L107 174L108 177L112 176L111 179L108 178L105 174L104 175L106 177H104L102 172H99L101 170V168L99 171H95L97 169L96 166L99 165V163L98 164L96 163L97 165L95 166L94 165L95 162H93L92 165L89 166V162H87V165L90 167L88 169H94L95 168L94 171L88 170L90 173H92V174H94L95 172H98V174L100 173L99 176H97L98 180L96 179V176H94L95 174L91 175V176L95 177L94 178L95 182L96 181L100 182L104 178L106 179V183H107V178H108V182L110 180H112V181H110V184H112L114 182V184H113L114 186L109 185V184H107V185L105 184V187H107L109 189L107 190L105 188L106 190L105 189L104 190L108 191L107 195L110 194L109 197L116 199L117 204H118V201H122V204L119 203V205H118L119 207L125 208V206H126V209H125V210H127L125 212L126 214H124V212L122 214V212H121L124 209L120 211V214H119V211L117 210L118 211L117 217L119 218V215L122 214V215H124L125 218L123 219V217L120 216V222H121L120 224L123 226V230H121V229H118V230H121L123 232L121 233V231L119 232L118 230H117L118 232L117 231L114 232V233H116L115 238L117 239V240H115V239L113 240L114 244L113 243L110 244L109 242H107V240L105 239L104 234H103V232L106 230L105 227L109 226V225L104 226V224L107 223V220H108V219H104V218H105V215L107 214V211H109L108 210L110 208L109 206H108L107 210H106V208L105 209L104 208H102V209L96 208L97 211L98 210L100 211V209H101L102 211H100V212L99 211L96 212L93 209L90 210L92 208V206H90V208H89L90 211L88 210L89 212L87 210L83 212L84 214L86 212V215L84 217L85 218L88 217V219L86 218L87 220H84L85 218L83 219V217H82V219L84 221H86L85 223L81 221L83 224L82 223L80 224L79 221L75 218L76 220H74L73 223L75 221H77L79 224L77 223V225L75 224L72 226V224L70 223V227L68 226L69 224H67L68 227L65 226V221H66V223H69L71 218L65 217V215L63 214V213H65L64 206L68 205L67 202L70 201L69 196L72 194L74 195L75 191L78 192L77 190L74 191L73 188H75L76 186L79 187L81 184L83 186H85L84 184L89 182L90 178L92 179V177H89L90 175L88 176L89 178H87L86 174H88V173H86L87 170L84 167V169L86 170V171H84L86 173L84 175L85 181H84V179L81 180L82 178H79L80 176L78 177V179H79V181H82V182L84 181L85 183L79 184L77 182L78 179L75 177H77L78 175L75 174L74 171L77 170L78 168H82V167H80V165L84 166V164H81L79 162V160L77 161V159H80V158H79V156H77V157L74 156V155H76L75 152H74V154L69 155L65 159L67 161L69 158L68 162L70 161L69 164L67 163L68 169H71V167L69 168V166L71 165V163H73V161L75 163H77V164H75V163H73V164H75L76 166L78 165V167L77 168H76V166H75V168L72 167L71 173H70V170L65 171L64 168L67 167V164H66V161L64 159V165H62L63 169H61V170H63L62 174L64 171L71 174V175H72V173L75 174L76 176L74 178H72L71 175L68 176L69 174L67 175V173L64 172L65 176H67V178H68V181H69V177L72 178V179L70 178L71 181H69V183H71L74 179L75 180L77 179L76 181L75 180L74 181L77 182V184L79 186L76 185L74 182H72L73 183L72 185H74L75 187L74 186L71 187V184L70 185L68 184L67 180L65 179L66 178L65 176H64V181H66L67 184L64 183L63 176L61 177L62 179L59 178L60 179L59 181H63V182H59L60 191H62L61 189L63 187V191L61 192V194H62L61 198H63V202H61V204H63V205L65 204L64 206L62 205L61 214L64 217L61 215L59 225H60L62 230L65 227L63 230L65 232L68 231L70 228H73V227L75 228V226H76L75 229L78 230L79 227L82 226V227H84L83 231H82V227L79 229L81 231V236L83 235L85 237V235L88 236V234H89L90 235L89 237L92 239H96V240H102L103 239V240H105L107 244L103 241L104 243H101V244L100 243H95V244L93 243L91 245H86V246L80 248V250H84V252H85V250L88 251L89 249L94 248V250H95L94 255H96V256L98 255L97 256L98 260L97 259L96 260L99 262H102V254H103L108 261L106 262V259L103 256L104 262H102V264H104V263L105 264H107V263L117 264L118 261H120V262L123 261L121 264H123V263L125 264V262H127L126 264H145V256H146V251H147L146 249L147 248H145V251H144V248L141 249L138 247L137 250L139 249V251H142L140 253H139V251L134 252L136 250L135 247H134L135 249L132 248L133 250L131 248H127V249H129V252L132 251V254L130 256L127 254L128 251L126 252L125 249H123L125 251V253H124L125 256L122 253V252H124L122 250V243L124 244L125 241L128 240L129 236H130L129 240L131 238H133L134 237L133 231L138 232L137 229H139L141 227L138 226L139 227L138 228L136 226L137 224L135 223L137 221L136 215L138 213L133 215V218H132L130 216V211H129V208L127 205L129 200L133 199L135 197V195H127V193L125 192L126 190L128 191L131 189V186H132L131 182L133 180L130 178L129 175H126L122 172L121 165L117 162V159H116V156H117ZM69 152H67V153H69ZM2 153L4 154L3 156H1ZM15 154H18L20 157H18V158L16 157V159L12 158V156L10 157V155L14 156ZM18 155H16V156H18ZM71 156H72V158L75 157L77 159L75 160L73 158L72 159L73 161H72V160H70ZM7 157L8 158L10 157L11 159L10 158L8 159ZM110 157H111V159H110ZM12 159H14V160H12ZM107 159L108 160L110 159L111 161L113 159V161H112L113 163H111L112 167L111 166L110 167L113 168L115 166V168L117 169V172L114 168L113 169L115 172L113 170L108 171V169H111L109 167L105 168V166L110 164V161L108 162ZM18 161H19V163H21L22 166L18 164ZM107 162H108V164H106ZM90 164H91V162H90ZM100 165L97 167L99 168ZM92 166H93V168H92ZM0 167H1V165H0ZM17 167H19V168L21 167L20 169L18 168L20 171H17ZM22 167H23V169L24 168L25 169L21 170ZM27 170H29V169H27ZM41 170L44 172H42ZM66 170H67V168H66ZM104 170H105V172H104ZM39 171L41 172V174L44 177H42V175H40V176L38 175V174H40ZM78 171L77 172L75 171V172L78 173ZM60 173H61V171H60ZM5 174H7V176L9 177V179H7L8 181H6V182H5V178H3L6 176ZM15 174H17V175H15ZM18 174L20 175L19 176L20 179L17 177ZM82 174H84L83 171L81 173V177L83 176ZM37 176H38V178H37ZM60 176H61V174H59V177ZM72 176H74V175H72ZM8 177H6V178H8ZM16 177L18 179H16ZM39 177H42L43 179L45 178L46 182L44 180H42V178H39ZM101 177H102V179H100ZM227 178L229 179V183L226 182ZM38 179L42 180V181H40V182H42L41 184L45 183L46 185L45 184L41 185ZM209 179H212L211 182H209L212 184L211 186L208 185L209 183L207 182ZM17 180L20 181L21 183L19 184L17 182ZM205 180H207V181H205ZM91 181H93V179ZM91 181L89 182L90 184L92 183ZM7 182H9V183L7 184ZM95 182L92 184H95ZM5 183L7 184V186L5 185ZM60 183H63V186H61ZM89 183H87L88 185H86L87 186L86 189L90 188V187H88ZM15 184L18 185L17 187L19 189L16 187ZM37 184H39V185L37 186ZM64 184H66V185L64 186ZM96 184H97V182H96ZM115 184L118 186V188L121 186L120 187L121 190H120V188L119 189L114 188V187H117ZM168 184H169V185H167L168 188L166 189V193L164 195V202L162 204L159 203L157 198L154 199L153 198L154 196H150L147 200H145L141 204L136 205V207L134 208L135 210L132 212L134 213V212L139 211V212L147 213L148 216H150V215L156 216L160 213V211L167 204L168 206L169 205L172 206V212H173L172 216L175 219L177 217H179L177 214L178 204H183L184 200L178 201V200H181L180 199L181 194H180L178 187H176V184L170 183V181ZM3 186H6L7 188L5 190H3ZM39 186H40V188H37ZM66 186H68V188H67V190L69 189L68 191H70L72 193L71 190H73L74 193L71 194L70 192L65 190ZM69 186L72 189H70ZM94 186H92V187H94ZM112 186H113L114 191H112L113 190ZM77 187H76V189H77ZM16 188L18 189V191L20 190L19 191L20 193H18V196H20V195L21 196L17 197L16 199L13 200V196L15 194L13 193V195H12V193H10V192H12V191L15 192L17 190ZM122 188L124 191H122ZM173 189H174V191H173ZM115 191L119 192L116 194L117 196L114 195L116 193ZM66 192H68L69 194ZM6 193L7 194L9 193L10 195L9 194L7 195ZM78 193H81L80 188H79ZM78 193L77 194L75 193V195H78ZM85 193L92 194V191H89V189H88V191H86ZM66 194H68V195H66ZM4 195H7L8 198L11 197V200H13V201L11 202V200H9V199L6 200L7 196H4ZM79 195H80V197L78 196L79 198L78 197L77 198H78V202L80 203L81 201H79V199L81 198V194H79ZM122 195L126 198L123 199V197H121ZM66 196H68V197H66ZM15 197H16V195H15ZM224 197H226V196H224ZM77 198H75V200ZM89 198H92V197H89ZM19 200H20V202H18ZM61 201H62V199H61ZM41 202L44 203L43 206H42ZM72 202L75 203V201H73V200H72ZM78 202L76 200L77 204H79ZM123 202H125L126 205H124ZM145 202H146V204H145ZM22 203H23V205H22ZM185 205H188V203ZM3 206L4 207L6 206L7 217L3 216V214H4V212H3L4 207ZM154 206H156V207H154ZM19 207H20V209H18ZM63 208H64V210H63ZM154 208H155V210H154ZM189 208L191 209V207L188 205L187 209H189ZM119 210H120V208H119ZM16 211L13 213V215H15ZM103 211H105V212H103ZM2 212H3V214H2ZM89 213L90 214L93 213L94 216H95L94 213H96L95 218H98V221H101L102 225H100V223H98V222L93 221V219L96 221H97V219H95L93 215H91V217L93 216L92 217L93 219H91L89 217L90 216ZM98 213H100V214H98ZM102 213H104V214H102ZM17 214H19V213H17ZM87 214H89V215H87ZM175 214H177V215H175ZM102 215H104V216L102 217ZM99 216H101V219L103 218V220H105V221L99 219ZM66 218L69 220L67 221ZM79 218L81 219V217H79ZM89 218H90V220H89ZM106 218H107V215H106ZM91 220L95 223H98L101 227L104 226V229L101 228L102 230L100 229L101 231L99 233L96 230L95 223H93V224L91 223V225L92 226L94 225L93 227H95V229H93V227H92L93 231L96 230L97 234H96V232L91 231L92 229H91V225L89 223V221H91ZM87 222H88V225H87ZM129 222H131V223H129ZM84 224H85V226H83ZM107 224H105V225H107ZM257 224L260 227H258ZM79 225H81V226H79ZM125 225L127 226V229H126ZM77 226H78V228H77ZM135 228H137L136 229L137 231L134 230ZM70 231H71V229L68 232H70ZM65 232H64V234H65ZM111 232L113 233V231H111ZM77 233L78 234H76L75 237L78 235L79 237H76V238H78V239L81 238L79 231H77ZM118 233H119L118 236L121 235L123 238L120 236V238L118 240V237H117ZM127 233H128V236H127ZM138 233L140 234V232H138ZM141 233L143 234L142 231H141ZM129 234H132V236ZM65 235H67V237L71 236L70 233H67V232ZM126 236H127V238H126ZM68 239L72 240V241L75 240L73 238L72 239L68 238ZM68 239H67V241L65 239H62L60 242L55 241L53 239L45 240V244L47 242H50L49 244L47 243V245L51 244L52 247L54 248V249H52L53 251L51 252V249H49L51 247V245L48 246L49 248H47V245H46L47 249L46 248L41 249L38 252L39 254L36 253L37 255L35 254V252L33 253L34 255L33 254L30 255L31 256L30 259L31 260L33 259L34 261L32 260L33 261L32 262L31 260H29L28 264H34V263L35 264H40V263H42V264H57V262L59 260L58 257H60L62 255V252L64 251V250H60V249H62V245L69 244V246H70V244L72 242V241H69ZM142 240H144V239H141V237H140L139 244L141 246L147 245L146 241L144 242V244H142V242H143ZM74 242H76V241H74ZM55 243L56 244L58 243V244L56 245ZM117 243H120L121 246H117ZM60 244H61V246H59ZM108 246L109 247L111 246V247L109 248ZM137 246L138 245H136V247ZM95 247L96 248L99 247L103 252L101 250H98L99 248L97 249L98 250V252H97ZM45 250L47 252H44ZM99 251H101L102 254H101V252L99 253ZM119 251H120V253H119ZM43 252L46 254H44ZM71 252H74V250ZM71 252H69V253H71ZM60 253H61V255H60ZM98 253L101 256V261H100V256ZM141 253L144 257L141 255ZM45 255L48 257H46ZM115 255H117L118 257ZM127 255L130 259H128V257H126ZM132 255L137 256L138 259L139 258L142 259V257H143V259L138 260L137 257H134ZM36 256H39V257L36 258ZM54 256L57 259V260L54 259L55 262L52 259ZM96 256H94V257H96ZM119 256H121V257H119ZM119 258L120 259L122 258V259L120 260ZM134 258H136L137 260H135ZM115 261H116V263H115ZM36 262H39V263H36ZM99 262H98V264H101ZM120 262H118V264H120Z\"/></svg>", "mask_w": 264, "mask_h": 264}]
</instances>
